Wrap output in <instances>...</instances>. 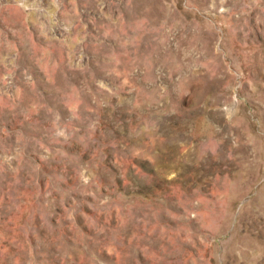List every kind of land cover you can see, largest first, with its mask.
Wrapping results in <instances>:
<instances>
[{"label": "rangeland", "instance_id": "374dc122", "mask_svg": "<svg viewBox=\"0 0 264 264\" xmlns=\"http://www.w3.org/2000/svg\"><path fill=\"white\" fill-rule=\"evenodd\" d=\"M0 264H264V0H0Z\"/></svg>", "mask_w": 264, "mask_h": 264}, {"label": "bare ground", "instance_id": "6f19581e", "mask_svg": "<svg viewBox=\"0 0 264 264\" xmlns=\"http://www.w3.org/2000/svg\"><path fill=\"white\" fill-rule=\"evenodd\" d=\"M52 243V242H51ZM50 245V244H49Z\"/></svg>", "mask_w": 264, "mask_h": 264}]
</instances>
